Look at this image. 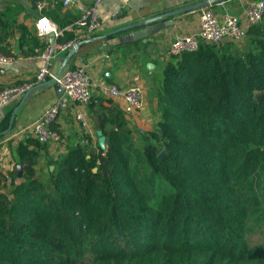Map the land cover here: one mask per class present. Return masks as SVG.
<instances>
[{"label":"trees","instance_id":"trees-1","mask_svg":"<svg viewBox=\"0 0 264 264\" xmlns=\"http://www.w3.org/2000/svg\"><path fill=\"white\" fill-rule=\"evenodd\" d=\"M41 1L60 26L77 19ZM154 88L160 120L140 141L93 96L105 151L73 145L41 179L45 146L18 143L21 178L0 171V264H264V16L170 58Z\"/></svg>","mask_w":264,"mask_h":264},{"label":"crops","instance_id":"crops-1","mask_svg":"<svg viewBox=\"0 0 264 264\" xmlns=\"http://www.w3.org/2000/svg\"><path fill=\"white\" fill-rule=\"evenodd\" d=\"M63 1L58 0L61 6L59 12L69 17L77 16V19L80 16V6L93 2V0H72V4L64 6ZM254 1L257 0H104L97 9L98 16L104 23V29L82 42L69 66L86 65L97 88L102 84H114L121 89L134 84L141 87L143 104L138 110L129 109L120 100L104 99L106 106H112L117 112L121 111L124 114L127 126L133 131L134 139L140 141L141 132L153 130L160 120L154 86L162 77L165 63L170 59L167 54L168 47L177 36L199 31L201 8L173 17L159 20L155 18L202 2H206V6L211 5L219 16L224 14L240 16ZM56 6L57 4L49 9L53 11ZM14 9L20 10V13L16 14ZM0 14L3 17V24L0 25V51L13 59V64L6 74L0 75V90L12 84H30L42 65L39 54L44 42L36 31V21L41 13L37 7L36 9L32 7V0H0ZM48 17L55 22L51 16ZM75 21L64 23L63 26L55 23L64 28ZM141 23L145 24L123 32H115L121 27ZM66 53L61 54L55 61L52 67L53 75L60 67ZM104 55H109L110 60H103ZM60 89L55 85L35 89L20 107L12 131L0 138V171L4 175L19 178L16 147L28 136L23 130L57 101L62 95ZM19 101L20 98L4 108L3 116L0 118V129L5 124L6 118L12 115ZM79 112L87 113L90 119L88 130L76 121L75 115ZM94 120L88 105L69 107L53 125L60 133L61 142L54 146H46L40 152L39 159L41 156H50L54 161H58L76 144L96 152H99V149L104 150L106 141L104 145L101 144V136L98 135L100 130L95 128ZM12 136L13 138L9 139Z\"/></svg>","mask_w":264,"mask_h":264},{"label":"built area","instance_id":"built-area-1","mask_svg":"<svg viewBox=\"0 0 264 264\" xmlns=\"http://www.w3.org/2000/svg\"><path fill=\"white\" fill-rule=\"evenodd\" d=\"M103 1L93 0L89 5L80 6L79 18L64 28L59 27L42 13L50 8V3L48 1L38 2L37 10L41 14L36 21V31L44 42L43 49L39 54L42 65L30 84H12L0 91V118L3 116L4 108L21 98L30 87L53 76L52 67L61 54L68 52L75 44L85 41L92 34L104 29V23L100 20L97 12ZM72 3V0L63 1L64 6ZM200 10L199 31L177 36L168 47L167 54L170 58L179 57L186 52H194L198 50L201 43L219 44L225 41H241L251 26L261 22L264 16V0L251 2L244 14L240 16L230 14L219 16L214 12L211 5ZM67 33H72L73 39L68 42H60L59 40ZM51 35L54 37L53 43L50 42ZM102 59L110 60V57L104 55ZM12 64L13 59L0 51L1 76L6 74ZM56 82L62 90V95L40 117L23 130L24 133L45 147L54 146L61 142L59 131L53 127L59 116L73 105L87 106L93 96L123 101L131 110H138L143 104V92L140 86L134 84L121 89L114 84H102L97 88L88 67L84 64L68 66ZM75 118L85 130L89 129L90 119L87 113L79 112ZM11 138L13 136L9 139Z\"/></svg>","mask_w":264,"mask_h":264},{"label":"water","instance_id":"water-1","mask_svg":"<svg viewBox=\"0 0 264 264\" xmlns=\"http://www.w3.org/2000/svg\"><path fill=\"white\" fill-rule=\"evenodd\" d=\"M206 4H207L206 2L205 3L202 2V3L194 4V5L189 6L187 8H181V9H178V10H174V11L168 12V13L162 15V16H159V17L155 18V20H159V19H162V18L173 17V16H177V15L184 14V13H187V12H193V11H196V10L206 6ZM144 24L145 23L132 25V26H124V27H121V28L117 29L115 32L116 33L123 32V31H126L128 29H132V28H136V27L142 26ZM50 37H51L50 38V42L53 43L54 42V37L52 35ZM81 44L82 43L75 44L74 46H72L68 50V52L66 53L65 57L63 58V60L61 62L60 67L58 68L56 73L49 80H46L44 82H40V83H37V84L33 85L20 98L19 104L14 108V110L12 112L10 123H9V127L5 131L0 133V138L3 137V136L8 135L12 131L14 123H15L16 115H17L20 107L24 104V102L26 101L27 97L29 96V94L33 90L41 88V87H44V86H48V85H55L57 88L60 89V86L57 84L56 81L61 77L62 73L69 66L70 61L72 60L74 54L79 50ZM60 92L62 93L61 89H60ZM98 135L101 136L100 141H101V144L104 145L105 137L102 136L101 131L98 132ZM17 170H18V177L21 178V176H22V166L18 165Z\"/></svg>","mask_w":264,"mask_h":264},{"label":"rangeland","instance_id":"rangeland-1","mask_svg":"<svg viewBox=\"0 0 264 264\" xmlns=\"http://www.w3.org/2000/svg\"><path fill=\"white\" fill-rule=\"evenodd\" d=\"M41 159L43 160L41 162ZM38 176L41 178V179H46L49 177V174L51 172V170L54 168L53 165H54V158H51L50 156L49 157H44V156H41V158L39 159V162H38Z\"/></svg>","mask_w":264,"mask_h":264}]
</instances>
